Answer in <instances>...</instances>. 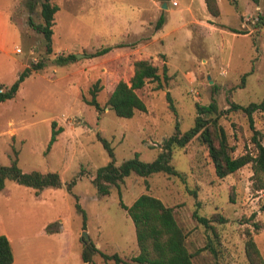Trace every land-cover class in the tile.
<instances>
[{
	"label": "rangeland",
	"instance_id": "rangeland-1",
	"mask_svg": "<svg viewBox=\"0 0 264 264\" xmlns=\"http://www.w3.org/2000/svg\"><path fill=\"white\" fill-rule=\"evenodd\" d=\"M53 1L60 9L53 26V52L48 54L43 34L31 25L42 22V0H0V28L7 33L6 50H0V84L10 85L25 66L46 61L41 71L21 83L14 98L0 101V164H10L17 151L24 171H57L63 181L39 193L6 181L0 192V234L11 240L12 264H87L82 258L85 231L103 251L130 259L139 246L134 222L120 200L131 205L142 193L174 208L195 264H250L245 252L248 231L264 256V188L255 182L252 165L218 177L207 146L197 137L173 153L171 163L184 179L165 172L148 177L132 173L119 186L112 185L107 195L99 194L92 182L98 168L111 159L97 132L111 142L117 164L136 153L152 161L177 120L183 131L195 124L197 103L215 98L225 110L230 101L264 100V24L258 21L264 17V0H219L218 17L200 5L202 0H175L177 6L170 0V12L161 7L162 0ZM162 13L166 21L156 29ZM118 44L122 46L92 56L99 48ZM70 52L81 55L67 64L54 62L55 55ZM137 57L161 69L166 63L171 78L162 89L155 81L139 89L147 110L122 117L106 102L120 79L130 80ZM252 68L240 87L243 73ZM98 79L103 87L97 98L105 105L101 114L85 102L92 98L90 88ZM168 91L177 114L170 108ZM255 120L264 142V113L256 112ZM53 121L64 130L48 150ZM221 123L235 147L234 156L252 148L253 130L243 112L227 113ZM75 176L70 191L67 184ZM75 195L87 212L86 226ZM196 208L209 218L218 214L227 219L211 222L218 236L193 217ZM210 237L215 252L204 248ZM90 264L115 262L97 253Z\"/></svg>",
	"mask_w": 264,
	"mask_h": 264
},
{
	"label": "trees",
	"instance_id": "trees-1",
	"mask_svg": "<svg viewBox=\"0 0 264 264\" xmlns=\"http://www.w3.org/2000/svg\"><path fill=\"white\" fill-rule=\"evenodd\" d=\"M208 11L213 16L221 15L219 0H205ZM60 6L53 0H42L41 16L42 22L31 25L44 36L46 51L48 54L53 52V26L55 24V14ZM166 21L162 13L156 23V29H160ZM258 21L264 24V17H258ZM240 33H247L245 30H236ZM122 46L108 45L97 49L92 56L106 54L114 47ZM165 56V55H163ZM77 54L70 52L68 54L60 53L55 55L54 62L57 64H67L77 60ZM46 66L45 60L32 62L25 66L20 72L17 79L10 85L0 84V101L14 98L20 88L21 83L35 72L41 71ZM245 72L241 78V86L244 87L247 76L253 71ZM169 67L164 63L162 69L155 65L149 59H137L134 61V73L129 81L120 79L111 92L106 106H109L117 115L122 117H133L137 111H146L147 104L138 93L139 89L144 88L149 82L155 81L157 89L164 88L171 75L168 73ZM98 79L90 88L91 99H85V102L101 114L105 105L98 100V92L102 89ZM170 103V108L177 114V108L170 91L166 94ZM197 115L195 124L186 131L180 128L179 120L176 121L175 131L164 139L161 145V151L156 159L152 161H143L138 153L135 157L124 160L117 164L116 153L111 142L97 132L98 139L107 149L110 160L98 168L97 173L92 178V182L97 188L99 194L107 195L111 192V186H119L127 176L136 173L140 176L148 177L156 172H165L185 178L183 172L178 170L172 163L173 153L177 148H185L195 137H197L208 148V154L214 165L216 175L223 178L247 164H251L254 170L255 182H259V187L264 188V142L262 141V132L256 127L255 113H264V100L251 101L248 104H241L236 101H230L227 109H220L215 98L208 104L197 103ZM243 112L249 120L250 127L253 130L251 138L252 148L234 156L235 147L230 144L229 134L225 126L221 123V118L230 112ZM56 121L52 122V133L48 144L50 150L52 144L57 140L58 135L64 130L63 126L56 128ZM81 174L82 171H81ZM8 179L14 180L20 184L31 186L39 193L45 187H60L63 184L61 175L57 171L43 172L40 170L24 171L19 165L18 152L10 164H0V192L6 187ZM78 176H75L67 187L71 191L77 182ZM191 193L197 197V191L191 190ZM77 202L76 207L82 213L84 226L87 223V212L79 202L78 195H75ZM197 201V206H199ZM120 206L127 211L132 218L136 237L139 246V252L130 259L123 258L118 252L108 253L100 249L92 240L83 238L84 246L82 258L84 262L90 264L95 254H100L105 260H113L115 264H195L194 254L189 250L187 245V233L179 224L174 208L166 205L163 200L150 193L140 194L131 205L120 200ZM193 217L206 227L214 230V235L218 236L215 227L211 225L212 221L224 222L227 219L222 215H214L209 218L201 215L196 208ZM255 228L260 229V225L255 223ZM204 248L215 252V242L212 237ZM245 252L250 264H264V256L260 251L257 243L250 231L247 232L245 243ZM14 250L11 240L7 235L0 234V264H12L14 261ZM217 264V263H216Z\"/></svg>",
	"mask_w": 264,
	"mask_h": 264
},
{
	"label": "crops",
	"instance_id": "crops-1",
	"mask_svg": "<svg viewBox=\"0 0 264 264\" xmlns=\"http://www.w3.org/2000/svg\"><path fill=\"white\" fill-rule=\"evenodd\" d=\"M200 5L201 6H204V8H207V5H206V2H205V0H202V3H200ZM177 6V5H176ZM189 6L190 5H187L186 6V8H189ZM203 8V7H202ZM168 10H169V12H170V10H171V6H170V4H169V7H168ZM185 10V9H184ZM169 15V14H168ZM181 20H186V17H185V15H183V13H181ZM208 18H210V19H208V20H210L211 21V17H209V15H208ZM167 19H169V18H167ZM210 21H208V22H210ZM210 24H212L211 22H210ZM215 26V25H214ZM217 28V27H216ZM2 29L0 28V31H1ZM160 31V30H159ZM158 31V32H159ZM158 32H156L155 33V35H154V38H156L157 36H158ZM248 33V32H247ZM6 42H7V33L6 32H4L3 34H2V31L0 32V50H2V51H5L6 49H5V44H6ZM138 48L139 47H137V48H135L134 49V51L136 52V51H138ZM17 50H20V49H18L17 48ZM137 59H145V57H137V58H135V60H137ZM132 68H133V71H134V64H133V66H132Z\"/></svg>",
	"mask_w": 264,
	"mask_h": 264
},
{
	"label": "water",
	"instance_id": "water-1",
	"mask_svg": "<svg viewBox=\"0 0 264 264\" xmlns=\"http://www.w3.org/2000/svg\"><path fill=\"white\" fill-rule=\"evenodd\" d=\"M169 1H170V0H162V5H161V7L167 9V8L169 7ZM80 55H81V53L77 54V57H80ZM83 238L86 239V240H88V239L90 238V236H89V234H88L87 231H85V232L83 233Z\"/></svg>",
	"mask_w": 264,
	"mask_h": 264
},
{
	"label": "built area",
	"instance_id": "built-area-1",
	"mask_svg": "<svg viewBox=\"0 0 264 264\" xmlns=\"http://www.w3.org/2000/svg\"><path fill=\"white\" fill-rule=\"evenodd\" d=\"M172 2H173V4H175V5L177 4V1H175V0H172Z\"/></svg>",
	"mask_w": 264,
	"mask_h": 264
}]
</instances>
